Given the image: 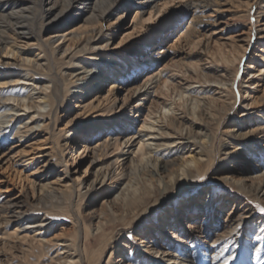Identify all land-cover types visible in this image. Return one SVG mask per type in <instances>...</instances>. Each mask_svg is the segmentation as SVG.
<instances>
[{"label":"bare ground","instance_id":"6f19581e","mask_svg":"<svg viewBox=\"0 0 264 264\" xmlns=\"http://www.w3.org/2000/svg\"><path fill=\"white\" fill-rule=\"evenodd\" d=\"M116 1L0 0V66L4 68L0 69V88L7 85H18L16 89L6 93L0 91V108L7 106V110H14V104L10 100L16 101V105L29 107V103H20V101L29 96L22 90L25 84H31L28 80L34 79L35 76L29 72H34L38 76L37 80L43 83L40 86L42 88L40 93L43 97L40 99L43 98V102H49L51 106L41 118L52 116L55 127L59 118L57 111L58 105L61 104L63 74V70L56 71V66L59 62L61 65L64 64L65 61L80 65L85 60L82 57L85 53L108 45L113 38V32L108 33L105 45L94 46L97 40L103 38V27L109 25L118 27L125 20V9L118 10L114 21L106 25L110 10ZM157 1L134 2L137 7L133 16L122 24L130 28L123 39L129 38L139 28L147 26L153 20L155 13L161 11L156 5ZM172 1L167 0L163 2V5ZM146 9L148 17L141 18ZM74 11H78L76 12L78 14L70 13ZM60 20L63 22L61 23ZM54 23H59V25ZM262 31L264 27L254 29L253 32L258 37H264ZM250 36L246 35V37ZM177 39L180 37H175L172 42L165 44L164 50L160 49V51H171ZM35 46L42 49V55H39L40 52L31 51ZM160 51L156 54L159 55ZM154 60L155 58L152 60L148 58L142 65L149 69ZM167 66L169 65L164 63L163 68ZM9 67L18 68L19 71L7 70ZM106 70L105 67L98 70L97 81L92 86L100 84L107 78ZM115 71L118 73L117 69ZM257 71L263 72L264 69L260 68ZM129 75L130 72L127 75L114 74L111 76L113 80L108 88L110 93L104 105L100 103L94 105L90 101L82 106L83 111H91L94 107L101 105L98 113H95L88 122H84L82 135L78 133L70 152L73 153L71 163L73 167L79 159L88 162L85 169H82L84 174L70 181L65 180L61 174L51 179V176L44 171L49 164V159L41 165L36 164L29 171L25 166L30 165L35 159L34 154L24 159L23 167H15L10 172L6 171L8 165L2 166L0 194L9 193L13 188H19L21 194L30 195V201H27L25 197L22 198L21 194L19 196L16 194L12 199L0 200V243L2 246L0 264H16L12 258L19 254L20 263L24 261L37 264L44 254H47L49 259L47 258L48 261L44 264H99L103 253L114 238L115 229L121 222L126 223L125 228L128 229L118 231L119 236L126 232L128 237L126 242L120 244L121 258L118 261L112 258L105 264H236L237 251L240 250V246H243L246 255L243 260L248 259L252 264H264V220L258 219L255 223H248L244 229L243 240L241 236L236 235L244 221L250 218L249 210L238 217H232V225L210 242L205 243L202 240L204 243H201L200 255L196 250L198 240L191 236L193 231L202 233L201 228L196 229L194 224H189V229L193 231L190 230L189 237L185 235L187 239L170 231L171 227H178L179 220L194 211L195 207L204 214L205 219L209 214L210 190L208 188L204 202H201L203 200L192 201L188 205L185 198H182V203L178 205V208L169 207L165 212H160L159 208L178 197L181 188L189 185L191 180L200 181L206 176L212 163L211 155L208 154V157H205L204 153L205 144L209 139L207 124L214 114L207 102L200 104V101L195 99L194 102L190 100L188 103V93L193 89L190 85L175 87L168 78H163L161 70H150L141 83L129 88L128 91L130 90L131 95L137 99L140 95L146 96L152 91L161 90L160 93L164 98L159 94L154 96L155 106L150 105L138 131L136 130L135 134L132 133L121 142L119 136L129 128L128 122L123 121L122 118L129 120V114H132L134 110L131 108L125 111L126 116L118 115L114 107L120 101L119 109L122 108L125 95L120 98L114 91L115 88L121 89L119 87L121 81L126 80L125 78ZM203 76L204 82L213 81L221 84L218 86L220 89H223L222 85L233 80L230 76H224V79H209L206 75ZM89 78L90 76L83 78L85 83H91ZM75 80L71 82L74 83ZM46 88H50L49 93L46 92ZM65 90L68 91L69 87ZM79 90L82 95L85 93L82 87H79ZM172 94H174L173 99L176 97L178 101L174 108L175 106H182L183 109L186 107L187 110L184 112L195 114L197 121L200 120V122H192L197 126L195 130L191 126H185L187 121L185 115L176 117V112L172 108L175 102L168 103L167 101ZM246 105H252V102ZM227 109H229L228 106L222 108L221 112L225 113ZM6 116L13 117V114ZM33 121L34 118L31 123ZM71 124L72 120L68 119L62 128L57 129V133L60 135L62 133L63 138L70 135L74 132V127L68 129ZM21 127L23 126H18V129ZM68 131H70L69 134ZM51 137L53 138L54 134L38 139L35 147L30 146L29 150H18L11 158L18 157L22 153L30 155L33 149L41 152L42 156H53L54 148H60L61 152L57 141L49 143V150L40 151V149H45L42 148L43 144L46 141L49 142ZM87 140L90 142L88 143ZM123 144L124 148L121 147ZM176 144L184 145L185 149L193 148V153L186 158L183 156L184 151L180 155L175 151L173 155L168 156H162L158 152L159 148L163 147L164 154L173 153L166 150ZM258 145L259 143L250 144L249 148L239 150L241 148L237 143L230 146L226 142L224 147H232L233 150L227 152L221 167V177L218 176L256 201L264 197V157L261 156L263 161H255L257 155L261 154L258 151ZM132 153L137 158L136 163L120 167V156ZM227 158L228 164L226 163ZM67 168L68 166L65 172H69ZM4 171L7 172L6 175L3 174ZM64 201L70 208L76 210L73 225L77 236L70 242L62 240L53 243L51 239H44L41 233L46 232L48 225L52 227L51 222L47 223L51 218L60 216L53 210L59 208ZM35 211L39 212L35 213ZM151 213H153L152 220H148L147 217ZM142 220L149 223L148 229L142 226ZM15 222L18 224L10 231V225ZM133 222L140 223V226L133 228ZM144 230L154 232L152 238L146 237ZM160 231L171 234L164 244H161L158 238L156 239ZM100 237L102 240L98 242ZM129 240L132 242L129 243ZM212 245L217 249L216 252H212L214 250ZM51 246L55 248L54 253L50 249ZM6 252H10V255ZM199 256L204 259H199Z\"/></svg>","mask_w":264,"mask_h":264},{"label":"rangeland","instance_id":"374dc122","mask_svg":"<svg viewBox=\"0 0 264 264\" xmlns=\"http://www.w3.org/2000/svg\"><path fill=\"white\" fill-rule=\"evenodd\" d=\"M139 1L142 0H117L110 10L109 20L106 22V25L114 21L116 11L124 9V22L126 23L131 19L136 10L137 5L134 2ZM165 1L167 0H158L156 2L161 11H157L153 20L147 26L139 28L129 38L123 39L130 30V28L126 27V24L122 25L124 22L120 23L118 27L116 25L105 26L102 30L103 38L97 40L94 46L105 45L108 33L113 32V38L108 42V45L85 53L82 56L85 59L81 63L82 65H74L67 61L62 65L61 62L57 64L56 71L63 70V74L61 78V104L58 105L57 111L59 118L55 127L52 116L41 118L42 114H46L51 106L49 102H43V98L40 99L43 97V94L40 93L42 90L40 86L43 83L37 80V74L29 72L35 78L28 80L31 84L24 85L22 92L24 94L28 93L29 96L20 101V103H29V107L16 105V101L10 100L14 104V110H7V106L0 108V172L2 166L5 167L6 165H8L7 172H10L15 167H23L24 159L34 154L37 157L35 156L30 165L25 166L29 171L36 164L41 165L45 160L49 159V164H47L44 171L51 176V179H55L61 174L65 177V180L70 181L74 177L84 174L82 169L86 167L88 162L84 159H79L76 161L75 167H73L71 165L73 153L71 154L70 152L78 133L82 135L83 127L85 126L84 122L91 120L92 116L98 113L101 105L94 107L91 111H83L82 106L90 101L94 105L97 103L104 105L110 93L108 88L113 80L111 76L114 74L118 76L127 75L130 72L129 77L121 81L119 86L121 89L115 88L116 90L114 91L120 98L125 95L122 108L119 109V106H121L120 101L114 107L118 115L126 114L125 111H129L131 108L134 110L132 114H129V120L122 118L123 121L128 122L129 126L119 136V140L122 142L132 133L135 134L134 132L138 131L140 125L143 124L145 114L150 105H152L151 107L155 106L154 96L159 94V96L164 98L160 93L161 90H158V92L152 91L146 96L140 95L136 99L128 89L141 83L148 71L161 70L163 78H168L175 87L180 88L190 85V88H193L188 93V103L190 100L194 102L195 99L199 100L200 104L207 102L210 104L209 106L214 114L207 124L209 139L205 144L204 153L205 157H208V154L211 155L212 163L206 172V176L200 181L196 179L191 180L189 185H184L181 188L178 197L171 199L162 208H159L160 212H165L169 207L178 208V205L182 203V198H185L184 200L188 205L192 201L203 200L201 202H204L207 188L210 190L208 199L210 210L206 219L204 214L195 207L194 211L179 220L178 227L173 226L170 228V231L184 238H186L185 235L189 237L190 230L193 231L189 229V224H194L196 229L198 227L201 228L202 233L199 234L193 231L191 236L198 240L196 250L200 255L201 243H204L202 240L208 243L220 235L227 227L232 225V217H238L245 211H250V218L244 221L240 231L236 234L241 236L242 240L244 238L245 226L248 223H255L258 219L264 220V197L260 201H256L251 196L239 191L233 185L228 184L223 178L218 177H221L223 159L226 158L227 152L233 150L232 147H224L226 142L230 146L237 143L241 148L239 150L249 148L250 144L259 143L257 148L261 154L257 155L255 161H263L261 160V156L264 157V71L257 70L260 68L264 69V37H258L253 31L254 29L258 30L264 27V0H173L169 4L163 5ZM76 12L78 11L70 13L77 15L78 13ZM146 17H148L147 9L141 15V18ZM257 19L258 22H256ZM60 22L62 23L63 21L60 20ZM59 23L54 24L59 25ZM30 26L32 25L30 24ZM262 32L264 33V31ZM247 34L251 36L246 37ZM177 36L180 39L175 41L171 51H160V49L164 50L166 48L165 44L172 42ZM32 50L33 53L40 52L39 55L43 54L42 49H39L38 46H35ZM159 51L160 54L157 55L156 53ZM148 58L151 60L155 58L152 62L153 65L149 69L145 65H142ZM164 63H167L169 66L163 68ZM103 67L107 69V78L100 84L92 86L97 81L98 70ZM0 69L4 68L0 66ZM10 69L16 68H7V70ZM116 69L118 73H116ZM16 70L19 71L18 68ZM202 75H206L209 79H224V76H230L233 80L226 85H222L223 89H220L218 86H221V84L213 81L204 82V76L202 77ZM253 75L255 77H252ZM86 76H90L89 82L91 83H85L83 78ZM76 78L79 79L75 80ZM72 80H75V82L72 83ZM16 87L18 85H7L0 88V91L6 93L12 89H16ZM67 87H69L68 91L65 90ZM79 87L84 89L85 93L83 95L80 93ZM49 91L50 88H46V92L49 93ZM173 95L167 101L168 103L175 102L172 108L176 112V117L185 115L187 118L185 126H191L195 130L197 126L195 123L192 124V122H200V120L197 121L195 114L191 115L188 111L184 112L187 110L186 107L185 109L182 106H175L174 108V105H177L178 101H176V97L173 99ZM38 102H41V104H38ZM222 102L224 104H221ZM251 102L252 105H246ZM226 106L229 109L225 113H222V108L224 109ZM77 112L79 114H76ZM10 113L13 114V117L6 116ZM33 118L34 121L31 123ZM68 119L72 120V124L68 126V129L70 130V128L74 127V132L70 133L68 131L67 133H70V135L67 134L68 136L63 138L62 133L61 135L57 133V129L62 128ZM20 125L23 127L18 129ZM32 127L33 129L30 130ZM51 134H54V137L50 138L51 142L46 141L42 147L45 149H40V151L49 150V143L57 141L59 142V147H61V152L60 148H54L52 151L53 156H42L41 152L33 149L31 151L33 153L30 155L22 153L18 157L11 158L16 151L22 149L29 150L30 146L35 147L38 139H43ZM87 142L89 143L90 140H87ZM172 146L171 149L169 147V150L167 149L166 151L173 153L166 152L164 154L163 147H160L158 152L162 156H168L169 154L173 155L175 151L178 152V155L184 151L183 156L187 158L194 150L193 148L185 149L184 145L180 144ZM121 147L124 148V144ZM136 159L134 153L124 154L119 158V165L120 167L134 165ZM54 163L56 164L53 166ZM226 163L228 164V158ZM66 164L69 172H65ZM6 171H4V175L7 174ZM16 194L18 196L21 194L19 188H13L9 193L0 194V200L12 199ZM21 196L30 201L29 194H21ZM53 211L60 216L51 218L47 222L48 224L51 222L52 227L48 225L49 227L47 226L46 232L41 233L44 239H51L53 243L54 241L68 240L70 242L74 240L77 236L73 225V217L76 215V210L70 208L64 201L59 208ZM36 212L38 213L39 211ZM152 214L147 217L148 220H152ZM17 224L16 222L11 224L9 230L12 231ZM141 224L145 226V229H148V222L145 223L142 220ZM132 225L133 228H137L138 225L140 226V223L133 222ZM125 226L126 223L124 222H121L117 226L114 238L103 253L99 264L108 263L112 258L114 261H118L121 258L119 252L122 247L120 244L126 242L128 237L126 236V232L119 236L118 231L128 230ZM144 232L146 237H151L154 233L146 230ZM170 235V233L160 231V235L156 236V239L158 238L159 242L164 244ZM101 240L102 237L99 238L98 242H101ZM131 242L129 240V243ZM212 247L214 249L212 252H216L217 249L214 248V245ZM1 248L0 243V250ZM50 249L54 253V246H51ZM6 253L10 255V252ZM237 255V263L252 264L248 259L243 260L246 257L243 246H240ZM47 258L49 259V255L44 254L37 264L47 263ZM9 259L11 258L9 257ZM199 259L202 260L204 258L199 256ZM19 260L20 254L18 256L14 255V258H12V261L16 264H18ZM19 264L30 263L23 261L19 262Z\"/></svg>","mask_w":264,"mask_h":264}]
</instances>
